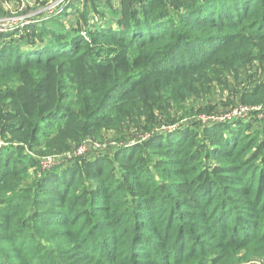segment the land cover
Segmentation results:
<instances>
[{"label": "trees", "instance_id": "trees-1", "mask_svg": "<svg viewBox=\"0 0 264 264\" xmlns=\"http://www.w3.org/2000/svg\"><path fill=\"white\" fill-rule=\"evenodd\" d=\"M74 1L0 33V264L264 257V0Z\"/></svg>", "mask_w": 264, "mask_h": 264}, {"label": "built area", "instance_id": "built-area-1", "mask_svg": "<svg viewBox=\"0 0 264 264\" xmlns=\"http://www.w3.org/2000/svg\"><path fill=\"white\" fill-rule=\"evenodd\" d=\"M73 1L74 0H1V6L5 13L0 15V33L20 30L28 25L38 24L53 16L61 15L65 10H67L68 5H70ZM29 9H32L33 11L27 13ZM235 109L242 110L247 113L246 116L242 117L245 118L248 116L250 111L259 112L261 110V106H236ZM238 118L241 117L235 116L234 113L225 114L224 112H220L212 116H203L202 121L205 122L210 120L212 122H223ZM106 146V143L87 139L82 141L72 153L68 152L63 155L43 157L41 165L42 167H49L58 160L82 155L91 149H103ZM254 260L252 264H262L263 262V258ZM243 264L248 263L245 262Z\"/></svg>", "mask_w": 264, "mask_h": 264}, {"label": "rangeland", "instance_id": "rangeland-1", "mask_svg": "<svg viewBox=\"0 0 264 264\" xmlns=\"http://www.w3.org/2000/svg\"><path fill=\"white\" fill-rule=\"evenodd\" d=\"M33 10L31 9H29L28 11H27V13H30V12H32ZM264 75V66L262 67V68H259V69H257V71H256V74L254 75V76H249V81H248V83H253L254 82V79H260V78H262V76ZM245 76H247V74H241V78L239 79V84H240V81L242 80V79H245ZM220 91L218 90L215 94H214V96L213 97H215V99L213 98V101H216V100H218V99H220V98H222L223 97V99L224 98H229L230 96H231V94H230V92L229 91H224L223 93H219ZM235 105H232V106H226L225 108L224 107H222V108H224V109H222V112H224L225 114H230V113H234V115L235 116H240L241 118H238V119H243L242 117H244V116H246V114L247 113H245L244 111H242V110H238V109H235ZM246 118V117H245ZM204 119V118H203ZM107 140L108 139H110V136H108L107 138H106ZM259 258H263V260H264V257L262 256V257H252V258H248V260L247 261H244V262H242V264L243 263H248V264H252V262H253V260L254 259H259ZM254 261H257V260H254ZM263 263V262H262Z\"/></svg>", "mask_w": 264, "mask_h": 264}, {"label": "crops", "instance_id": "crops-1", "mask_svg": "<svg viewBox=\"0 0 264 264\" xmlns=\"http://www.w3.org/2000/svg\"><path fill=\"white\" fill-rule=\"evenodd\" d=\"M73 4L78 5L79 3L74 1ZM0 8L3 10L2 6H0ZM68 11H69V8H68Z\"/></svg>", "mask_w": 264, "mask_h": 264}]
</instances>
